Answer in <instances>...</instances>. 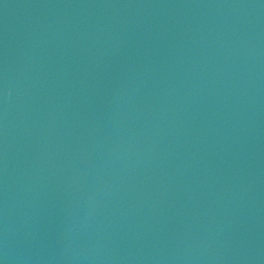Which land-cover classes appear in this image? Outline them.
I'll return each instance as SVG.
<instances>
[{
  "label": "water",
  "instance_id": "obj_1",
  "mask_svg": "<svg viewBox=\"0 0 264 264\" xmlns=\"http://www.w3.org/2000/svg\"><path fill=\"white\" fill-rule=\"evenodd\" d=\"M0 264H264V0H0Z\"/></svg>",
  "mask_w": 264,
  "mask_h": 264
}]
</instances>
